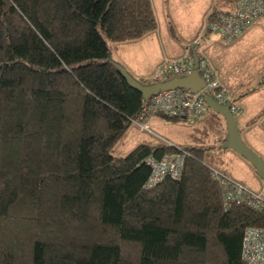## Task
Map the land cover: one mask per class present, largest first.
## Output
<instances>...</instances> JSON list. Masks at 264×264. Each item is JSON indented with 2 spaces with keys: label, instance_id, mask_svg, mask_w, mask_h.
Segmentation results:
<instances>
[{
  "label": "trees",
  "instance_id": "16d2710c",
  "mask_svg": "<svg viewBox=\"0 0 264 264\" xmlns=\"http://www.w3.org/2000/svg\"><path fill=\"white\" fill-rule=\"evenodd\" d=\"M157 28L151 0H0V264H246L264 208L224 205L211 170L231 176L226 128L218 146L150 141L115 155L148 101L110 44ZM173 153L186 155L182 178L147 189L145 161Z\"/></svg>",
  "mask_w": 264,
  "mask_h": 264
},
{
  "label": "rangeland",
  "instance_id": "374dc122",
  "mask_svg": "<svg viewBox=\"0 0 264 264\" xmlns=\"http://www.w3.org/2000/svg\"><path fill=\"white\" fill-rule=\"evenodd\" d=\"M151 1L158 23L157 29L162 32L163 35L166 34L168 38H172L177 34L181 37L183 34H188L195 29L199 30L202 27L204 30L208 16L214 13H222L219 9L224 11L231 10L236 5H227L228 7L226 8H223V5L219 7L223 0ZM206 38L211 40L212 47L214 46L220 49L214 53L217 57L215 61L218 65H215L214 62L213 64L217 67L221 77L222 71L224 72L225 70L227 72L224 73L226 75L225 77L223 75L222 79H225H223V82L230 90L232 87L237 88L236 85L240 86V84L243 88L257 90L255 93L246 97V99L244 98L243 106L245 112L240 119H237V123L244 143L264 159V116H260L264 103V91L261 88V81L264 77V25L251 27L242 37L231 43L225 42L220 35L216 33H210L209 37ZM141 40L123 44H110L112 60L127 64L128 68L136 73L140 72L141 63L146 59L151 60L152 63H156L162 51L154 47V41L152 39H148L147 43L141 42ZM202 44L206 46V56L212 61V57L208 51L209 49L207 48V46L211 45H207L205 38ZM118 46H120V48L116 49ZM165 62L166 61L162 60L159 65L161 66ZM220 65L223 68H221ZM127 72L130 73L129 71ZM134 78L137 81H141L137 77ZM232 84L235 86H232ZM158 120L165 122L166 125L157 126L158 123H160L159 121L156 124H151V129L156 133V136H150L147 133L140 132L136 127H132L116 146L115 155L124 157L145 141H152L155 143L158 141H166L174 146L180 145L179 142L182 140L184 134L182 129L186 128L190 123L186 120V122H170L164 118H159ZM204 123L196 122L191 125L193 129L194 127H198L197 130L203 132L205 127L201 124ZM210 133L212 132L210 131ZM230 153L235 154L233 152ZM237 158L238 160L240 159V161H244L238 155ZM220 160L223 161L222 170H226L234 179L243 181L249 188L255 191L258 190L260 186L253 182L251 170L246 167L245 161L244 164L241 162L230 163L223 156L220 157Z\"/></svg>",
  "mask_w": 264,
  "mask_h": 264
},
{
  "label": "built area",
  "instance_id": "2783aa9c",
  "mask_svg": "<svg viewBox=\"0 0 264 264\" xmlns=\"http://www.w3.org/2000/svg\"><path fill=\"white\" fill-rule=\"evenodd\" d=\"M264 25L263 0H239L234 10L218 13L209 24V32L216 33L227 43H231L253 27L256 23ZM204 35L199 36L192 48L183 56L163 63L145 84H154L168 80L171 77H185L193 73L195 67L194 53L199 57L198 72L205 81V89L198 94L185 90L163 92L151 98L142 109L141 114L132 123L140 132L156 136L151 129L152 120L164 115L169 118H182L190 124L202 122L211 112L204 94L211 95L223 106H228L235 119L241 118L244 109L233 95L208 56L202 44ZM150 82V83H147ZM264 89V77L261 81ZM264 116V115H263ZM170 146L172 144L164 142ZM186 162L183 153L167 154L162 159L149 157L145 163L151 169L147 189H153L170 178L178 181L182 178ZM211 177L220 188L225 207L232 205H247L255 210L264 208V196L245 186L242 182L227 175L223 171L213 168ZM242 259L246 264H264V228H248L242 245Z\"/></svg>",
  "mask_w": 264,
  "mask_h": 264
},
{
  "label": "crops",
  "instance_id": "0c3cea01",
  "mask_svg": "<svg viewBox=\"0 0 264 264\" xmlns=\"http://www.w3.org/2000/svg\"><path fill=\"white\" fill-rule=\"evenodd\" d=\"M208 18H209V16H208ZM257 25L263 26V23L260 21V22L256 23L254 26H257ZM202 34L204 35V38L206 40L207 45L208 44L211 45V46H207V48L209 49L208 50L209 54L212 57V62H214L215 65H218L215 61V60H217V57L214 55V53L220 49L215 48L214 46L212 47L211 40L209 38H206V37H209V34L205 36V28L203 30V27L199 30L195 29L194 31H190V33H188V34H183V36H181V37H179L180 35L177 34V35H174V37H172V38H168L166 34L163 35L162 32H160L158 29L154 33L146 36L144 39L141 40V42L147 43L148 39H152L154 41V47L158 48L162 52H161V55L157 58L156 63H154V62L152 63L151 60H147V59L145 61H143L141 63L140 72H138V73L134 72L133 70H130L128 68L127 64H123V62L122 63L117 62V63L123 65L126 69H128V71L131 73V75L133 77H137L141 81H144V80L148 79L159 68V66H160L159 64L162 62V60L166 61V62H171L173 59H176V58L183 56L190 48H192L195 40L199 36H201ZM204 38H203V41H204ZM118 48H120V46L116 47V49H118ZM220 67L223 68L221 65H220ZM221 73H222V77H223V75L225 77L226 74H224V73H227V72L224 70V72L222 71ZM232 86H235V85L232 84ZM241 86H242L241 84H240V86L236 85L237 88L232 87L231 90H232L233 95L236 98L240 97L239 101H240V103L244 109L243 103H244V100L246 99V97L255 93L257 90L256 89L243 88ZM261 88H262V86H261ZM263 91H264V89H263ZM244 112H245V109H244ZM263 113H264V103L262 105V110H261L260 116L263 115ZM243 115H244V113H243ZM159 118H161V117H157V118L153 119L151 124H156L159 121L160 123H158L157 126L166 125L165 122L158 120ZM207 119L208 120L205 121V123L202 122L204 124H201L205 127V130L203 132L197 130L198 127H194V129H193V126L191 124L188 125L190 127L187 126L186 128L182 129L184 131V134H183L182 140H180V142H179L180 145H178V146L196 145L197 141H198V143H206L210 146H218L219 144H221L222 139L225 137V128H226L225 123L222 121L220 122V120L214 119V117H211L210 114L207 117ZM182 121L186 122L185 119H183ZM210 131L212 133H210ZM145 142H150V141H145ZM219 156H221V157L223 156L230 163L231 162H241L242 164H244L246 162L244 159H242V160H244L245 162L240 161V159L238 160L237 155L232 154L230 152L219 154ZM233 156H236V157H233ZM245 165L247 168H249V170H251L250 172L253 176V182L257 183L260 187L258 188L257 191H255V190L249 188L243 181H241V180H238V181L242 182L245 186H247L252 191H254L256 193H261L264 196V182L259 179V177L256 174V171L254 170V168L249 163L246 162Z\"/></svg>",
  "mask_w": 264,
  "mask_h": 264
},
{
  "label": "water",
  "instance_id": "95a60500",
  "mask_svg": "<svg viewBox=\"0 0 264 264\" xmlns=\"http://www.w3.org/2000/svg\"><path fill=\"white\" fill-rule=\"evenodd\" d=\"M209 18L206 20L205 34L209 29ZM195 67L193 73L185 77H172L171 79L154 83L145 84L141 81H137L127 69L114 61L115 66L120 71L123 78L126 79L128 85L133 90L139 92L146 101L151 98L160 95L163 92L173 91V90H185L190 91L194 94L201 93L205 87V81L200 76L198 72L199 67V57L197 53H194ZM208 106L221 116L226 123L227 137L223 149L230 150L236 155L244 159L249 163L256 171L257 176L261 181L264 182V159L257 155L253 150H251L243 141L241 133L238 128V123L231 110L228 106H223L217 103L211 95H203Z\"/></svg>",
  "mask_w": 264,
  "mask_h": 264
}]
</instances>
